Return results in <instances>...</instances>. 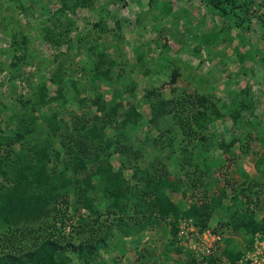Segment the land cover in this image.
Listing matches in <instances>:
<instances>
[{"label": "rangeland", "instance_id": "1", "mask_svg": "<svg viewBox=\"0 0 264 264\" xmlns=\"http://www.w3.org/2000/svg\"><path fill=\"white\" fill-rule=\"evenodd\" d=\"M242 2L248 9L240 11L244 19L217 15L204 0H89L87 6L64 12L57 11L58 0H0V101L7 105L15 103L19 108L17 97H29L34 84L42 79L49 82L50 75L63 72L66 117L79 111L80 99L91 102L98 94L106 100L113 93L120 97L119 117L130 102L146 114L144 98L151 88L167 96L173 95L174 88L187 96L190 104L200 100L194 102V108L206 123L198 125L190 119L193 132L189 138L182 136L175 150L181 154L185 144L184 156L198 166H189L196 176L199 169L209 166L208 195L216 196L223 188L222 206L213 212L199 237L189 232L188 238L182 236L180 241L178 235L172 238L167 223L125 237L116 229L112 214H107L101 191L94 189L90 193L100 210L95 231L72 239L78 244L90 238L96 259H101L94 264H159L165 258L160 252L164 243L181 249L170 258L173 262L164 264L187 263L192 256L189 240L200 244L203 237L208 238L207 232L222 236L221 248L223 239L230 237L231 247L243 250L247 237L222 224L226 225L237 208L262 220L264 168L260 170L257 164L264 155V27L259 21L264 19V0ZM105 53L115 59L113 79L93 81L89 68L83 73L80 66L88 67L94 54ZM0 128L7 130L3 120ZM201 135L208 140L197 155ZM233 138L236 142L227 151L221 143ZM112 163L117 168L116 156ZM176 178L186 182L182 170ZM194 191V197H200L204 186L203 191ZM91 217L83 211V216L66 217L64 225L57 226L67 234ZM100 238L103 240L97 242ZM75 256L71 253V260L57 264H83L84 260ZM210 258H219L218 264L228 263L221 249ZM210 258L196 257L195 261L208 264Z\"/></svg>", "mask_w": 264, "mask_h": 264}, {"label": "trees", "instance_id": "2", "mask_svg": "<svg viewBox=\"0 0 264 264\" xmlns=\"http://www.w3.org/2000/svg\"><path fill=\"white\" fill-rule=\"evenodd\" d=\"M58 2L57 11L64 12L87 6L89 0ZM204 2L223 17L233 14L236 19H244L240 11L248 10L242 0ZM259 21L264 27V19ZM94 56L88 67L81 64L83 73L89 68L93 81L113 79L114 57L106 53ZM176 73H173L175 80ZM64 76V72L53 73L49 82L42 79L34 84L29 97L16 98L19 108L15 103L7 105L0 101V120L6 122L7 128L6 131L0 128V264L67 263L71 253L84 260L83 264L101 261L96 259L98 254L93 252L90 238L78 244L72 240L95 231L100 210L90 193L94 189L101 191L107 202V214H112L116 229L125 237L144 230L154 231L167 223L174 238L179 222L189 219L199 232L206 229L213 212L222 206L226 192L220 188L216 196L210 197L206 180L210 177L209 166L199 169L196 176L189 168L192 160L184 156L185 144L181 154L175 150L184 139L182 136L189 138L193 132L190 119L198 125L206 123L203 114L194 108V102L200 100H191L190 104L187 96L174 88L172 96L151 88L144 98L148 105L146 114L130 102L119 117L123 106L120 97L113 93L106 100L98 94L91 102L80 99L79 111L66 117ZM207 140L205 136L200 138L201 150H197V155ZM235 142L233 138L221 145L228 151ZM114 156L117 168L112 163ZM226 158L232 162V158ZM257 165L260 170L264 168V155ZM180 170L185 183L176 178ZM203 186L202 196L194 197V188L203 191ZM177 193L181 197L173 198ZM237 198L233 196L235 206L239 205ZM83 211L92 217L78 223L77 229L66 234L58 228L57 224L64 225L66 217L83 216ZM251 213L234 209L226 225L222 224L246 236V247L254 233L264 232V215L259 221ZM223 241L225 244L219 247L222 256L228 264H235L242 250L231 247L230 237ZM175 251L181 249L164 243L160 252L165 258L159 264L169 263ZM194 257L192 253L190 260H185L187 263L178 261L196 264ZM218 263L219 258H210L208 264Z\"/></svg>", "mask_w": 264, "mask_h": 264}, {"label": "built area", "instance_id": "3", "mask_svg": "<svg viewBox=\"0 0 264 264\" xmlns=\"http://www.w3.org/2000/svg\"><path fill=\"white\" fill-rule=\"evenodd\" d=\"M178 239H182V236L194 234V236H200L199 230L195 227L193 221H180L178 224ZM208 238L203 237L200 244L192 242L191 239L188 242V248L192 250V253L199 260H203L204 257H210L216 253L220 247L221 235L218 233L207 232ZM206 240L205 242H203ZM181 244V242H179ZM228 264V263H227ZM235 264H264V232H257L254 234L250 245L244 249L242 254L236 260Z\"/></svg>", "mask_w": 264, "mask_h": 264}, {"label": "clouds", "instance_id": "4", "mask_svg": "<svg viewBox=\"0 0 264 264\" xmlns=\"http://www.w3.org/2000/svg\"><path fill=\"white\" fill-rule=\"evenodd\" d=\"M250 243H251V242H250ZM250 243H249V245H250ZM246 246H247V245H246ZM246 246L244 247V249L247 248ZM244 249L242 250V252L244 251ZM241 254H242V253H241Z\"/></svg>", "mask_w": 264, "mask_h": 264}]
</instances>
